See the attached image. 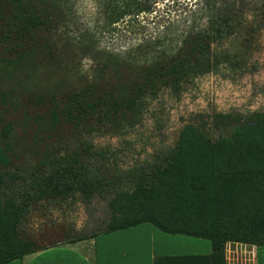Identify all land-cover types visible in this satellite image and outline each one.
Instances as JSON below:
<instances>
[{
    "label": "trees",
    "instance_id": "trees-1",
    "mask_svg": "<svg viewBox=\"0 0 264 264\" xmlns=\"http://www.w3.org/2000/svg\"><path fill=\"white\" fill-rule=\"evenodd\" d=\"M99 6L109 27L152 13L149 0ZM202 11L204 28L186 30L175 52L151 56L149 43L116 53L72 39L67 0H0V63L14 75L66 71L47 88L0 87V264L57 245L32 236L24 223L42 200L76 193L87 203L110 195L109 217L96 235L149 223L211 242V254L159 257L154 264H226L227 243L264 248V209L223 219L225 209L264 200V113L209 116L220 129L217 139L189 124L173 149L130 172L111 168L107 152L94 146L96 134L138 124L161 90L179 96L196 77L242 65L240 51L220 44L233 34L252 43L264 23V0H204ZM91 53L106 54L108 63L95 59L96 73L83 75L74 61ZM72 71L82 78L68 82ZM133 175L141 182L126 192Z\"/></svg>",
    "mask_w": 264,
    "mask_h": 264
},
{
    "label": "rangeland",
    "instance_id": "rangeland-1",
    "mask_svg": "<svg viewBox=\"0 0 264 264\" xmlns=\"http://www.w3.org/2000/svg\"><path fill=\"white\" fill-rule=\"evenodd\" d=\"M149 1L152 13L142 14L137 19L126 18L109 27L99 0H67L70 35L77 41L86 39L101 52H128L141 43H149L151 56H155L161 52H175L181 45L180 36L186 30L206 25V20H201L204 17V0ZM236 37L235 34L227 36L220 45L222 50L236 48L242 53L240 67L224 64L211 73L196 77L184 86L179 96L163 89L157 97L148 99L138 124L93 137L95 149L107 152L111 168L114 166L123 172H130L153 163L158 156L174 148L189 124L217 139L220 129L214 127L209 117L215 113L242 116L264 113V23L252 43L245 35ZM134 56L141 62L145 61L143 53L138 52ZM95 59L103 66L108 63L106 54L91 53L79 57L74 65L83 75H94ZM6 67L0 63V87L4 88L21 87L23 83L47 88L66 72L46 67L41 73L28 70L15 71L14 75ZM80 78L82 76H78L76 71L66 73L68 82H77ZM70 140L73 143V138ZM140 182L139 176L133 175L124 183V189L132 192ZM109 196L94 197L89 203L77 193L62 199H44L32 207L24 224L32 236L43 237L46 243L91 239L103 230V222L109 217ZM260 209H264V200L251 197L243 205H238L236 210L225 209L223 219L234 220L240 214H252ZM262 257L264 264V255Z\"/></svg>",
    "mask_w": 264,
    "mask_h": 264
},
{
    "label": "crops",
    "instance_id": "crops-1",
    "mask_svg": "<svg viewBox=\"0 0 264 264\" xmlns=\"http://www.w3.org/2000/svg\"><path fill=\"white\" fill-rule=\"evenodd\" d=\"M207 239L167 234L145 223L79 242L58 243L8 264H154L159 257L211 254ZM226 264H262L264 248L226 244Z\"/></svg>",
    "mask_w": 264,
    "mask_h": 264
}]
</instances>
